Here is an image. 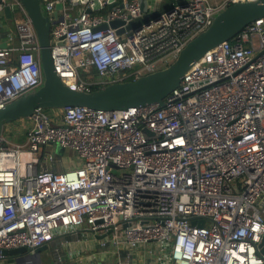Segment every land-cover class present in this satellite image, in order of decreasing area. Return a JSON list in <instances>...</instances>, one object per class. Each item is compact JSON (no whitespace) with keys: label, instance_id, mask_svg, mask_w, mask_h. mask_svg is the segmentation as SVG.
<instances>
[{"label":"built area","instance_id":"2783aa9c","mask_svg":"<svg viewBox=\"0 0 264 264\" xmlns=\"http://www.w3.org/2000/svg\"><path fill=\"white\" fill-rule=\"evenodd\" d=\"M98 1L97 12H87L92 0L46 1L50 16L62 4L51 18V54L74 90L167 66L226 5L253 0H176L130 36L116 30L142 16L139 0L111 9ZM5 6L18 45L0 47V109L43 81L29 17L19 0H0V18ZM113 20L123 24L111 28ZM90 66L97 78L79 80ZM28 120L22 143L0 136V249L39 247L72 228L101 237L112 259L102 264H134L120 246L163 251L168 242L169 264H264V18L205 52L162 107L37 109ZM56 145L78 164L49 166Z\"/></svg>","mask_w":264,"mask_h":264},{"label":"water","instance_id":"95a60500","mask_svg":"<svg viewBox=\"0 0 264 264\" xmlns=\"http://www.w3.org/2000/svg\"><path fill=\"white\" fill-rule=\"evenodd\" d=\"M46 1L19 0L31 21L38 41V59L43 81L37 89L25 93L0 109V136L3 134L6 124L20 119H28L37 109L76 106L92 110L113 111L152 104L162 107L164 99L180 84L184 73L205 52L221 42L231 40L248 24L264 18V0L229 3L212 18L204 30L186 42L174 60L167 66L140 75L133 80L113 82L91 91H80L65 85L54 68L50 46L51 18L53 20L57 18L58 11L62 9V4L57 3L55 11L50 16L45 10ZM80 1L82 4H87L89 0ZM155 1L152 0L154 4ZM139 3L142 16L128 22L124 28L117 29L116 34L121 35L127 32V35L130 36L132 32L141 29L143 25H148L150 21L157 20L163 12V10L149 7L148 0H139ZM116 4H118L117 1L108 0L106 8L111 9ZM99 10H101L99 1L92 0L87 12ZM170 10L171 8H168L164 11ZM4 13L7 18H11L8 6L4 7ZM122 24L123 22L120 20H113L109 25L111 28H117ZM142 132L146 138L159 137L158 134L147 129H143ZM66 152L71 151L59 145H56L54 149V153L58 155H64ZM190 221L195 224V220L190 219ZM201 224L202 220L199 221V225ZM126 226L127 224L124 225V227ZM47 245L44 244L35 248L0 249V260H12L15 264H20V257L25 256L29 258L26 264H40L38 256L41 251L48 247ZM258 248L260 254L264 255V236L258 244Z\"/></svg>","mask_w":264,"mask_h":264},{"label":"crops","instance_id":"0c3cea01","mask_svg":"<svg viewBox=\"0 0 264 264\" xmlns=\"http://www.w3.org/2000/svg\"><path fill=\"white\" fill-rule=\"evenodd\" d=\"M181 2L186 0H180ZM213 5L223 7L229 0H210ZM152 0H148V6L155 9L167 10L175 3L174 0H156L155 4ZM0 32L4 35L0 47H17L18 42L15 35L13 21L6 17L5 13L0 18ZM11 37V40L8 38ZM29 124L28 119H20L18 121L8 123L4 126L3 136L13 143H22L25 140L26 127ZM86 235L83 231L65 228L57 230L52 241L48 243V247L40 252L39 263L54 259L55 264H102L112 259L103 255L100 248V237L92 235L90 232ZM91 234V235H90ZM64 244V249L61 248ZM165 246V244H164ZM161 251L159 246L154 243H149L145 246H139L135 249H129L120 246V253H130L134 264H169L168 255ZM101 254L97 262L93 256ZM21 256L19 263H27L29 258ZM0 264H15L12 260H0Z\"/></svg>","mask_w":264,"mask_h":264},{"label":"rangeland","instance_id":"374dc122","mask_svg":"<svg viewBox=\"0 0 264 264\" xmlns=\"http://www.w3.org/2000/svg\"><path fill=\"white\" fill-rule=\"evenodd\" d=\"M51 148H52V151H53L52 153L54 155V162L48 163V164H49V166H52L54 169H57V170H65V169L68 168V166H75L76 164H78V160H77L76 156H74V154H72L71 152H66L64 155H58V154H55L54 153L55 147H51ZM112 171H113V173H117V170L116 169H112ZM83 233H85L86 235L89 234L87 231H83ZM169 246H170L169 242L166 243L165 244V249H164L165 251L162 252V253L167 254L168 253ZM61 248L62 249L65 248L64 247V244H61ZM98 249H99V251L100 250L102 251L101 247L98 248ZM100 255L101 254H95L93 256L94 261L97 262L98 260H100V259H98V257ZM55 263H56V261L54 259L48 260V261H43V264H55Z\"/></svg>","mask_w":264,"mask_h":264},{"label":"trees","instance_id":"16d2710c","mask_svg":"<svg viewBox=\"0 0 264 264\" xmlns=\"http://www.w3.org/2000/svg\"><path fill=\"white\" fill-rule=\"evenodd\" d=\"M92 67L93 66H90L89 67V69L91 70L92 69ZM88 69V71H82V70H80L79 71V75H78V78H79V80H84V81H91V80H95L96 78H97V73H96V71H95V69H93V70H89ZM81 72V73H80ZM84 72H85V74H84ZM90 73V74H89ZM92 73V74H91ZM87 74V75H86ZM95 75V76H94ZM80 76V77H79ZM85 76V77H84ZM90 77V78H89ZM92 77V78H91ZM133 78H129L128 80H132ZM93 88H95V89H97L98 88V86L97 85H94V86H92V89Z\"/></svg>","mask_w":264,"mask_h":264},{"label":"bare ground","instance_id":"6f19581e","mask_svg":"<svg viewBox=\"0 0 264 264\" xmlns=\"http://www.w3.org/2000/svg\"><path fill=\"white\" fill-rule=\"evenodd\" d=\"M94 69V67H92V69L91 70H93ZM90 70V69H89ZM90 70V71H91ZM81 73V72H80ZM84 74H85V72H84ZM90 74V73H89ZM92 74V73H91ZM87 75V74H86ZM95 76V75H94ZM80 77V76H79ZM85 77V76H84ZM90 78V77H89ZM92 78V77H91ZM93 89H95V88H93ZM27 259V258H26Z\"/></svg>","mask_w":264,"mask_h":264}]
</instances>
